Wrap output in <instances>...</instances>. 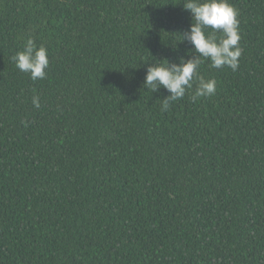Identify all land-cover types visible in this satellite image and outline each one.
Segmentation results:
<instances>
[{"label": "trees", "instance_id": "obj_1", "mask_svg": "<svg viewBox=\"0 0 264 264\" xmlns=\"http://www.w3.org/2000/svg\"><path fill=\"white\" fill-rule=\"evenodd\" d=\"M183 2L0 0V264H264V0H229L215 95L161 111L143 81L190 58ZM28 38L43 80L12 60Z\"/></svg>", "mask_w": 264, "mask_h": 264}, {"label": "clouds", "instance_id": "obj_2", "mask_svg": "<svg viewBox=\"0 0 264 264\" xmlns=\"http://www.w3.org/2000/svg\"><path fill=\"white\" fill-rule=\"evenodd\" d=\"M182 7L191 14V23L188 30L179 34V43L187 42L192 46L187 54L190 58L179 57L178 62L154 59L146 68L143 81V88L152 93L161 89L169 93L160 100L161 111H167L172 102L183 99L186 93L191 94L193 103L215 95L217 81L200 75L201 64L208 61L210 68L227 67L235 72L242 55L239 13L229 0H184ZM12 60L15 67L27 73L33 81L46 78L48 51L32 38L26 40L23 50L18 51ZM32 103L39 108V97L34 95Z\"/></svg>", "mask_w": 264, "mask_h": 264}]
</instances>
